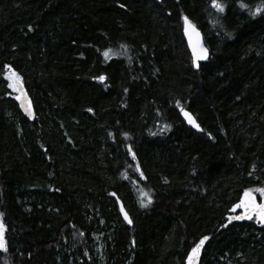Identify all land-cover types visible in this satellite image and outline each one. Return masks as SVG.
Wrapping results in <instances>:
<instances>
[{"label": "trees", "instance_id": "trees-1", "mask_svg": "<svg viewBox=\"0 0 264 264\" xmlns=\"http://www.w3.org/2000/svg\"><path fill=\"white\" fill-rule=\"evenodd\" d=\"M218 2L0 0V264H264V0Z\"/></svg>", "mask_w": 264, "mask_h": 264}, {"label": "water", "instance_id": "water-1", "mask_svg": "<svg viewBox=\"0 0 264 264\" xmlns=\"http://www.w3.org/2000/svg\"><path fill=\"white\" fill-rule=\"evenodd\" d=\"M184 17H186V16L183 15L181 17V20H182V30L181 31H182V35H183V38H184V41H185V45H186L187 51H188L189 56H190V61H191L192 68L195 71H197L199 66H200V64H202V63H204L205 61L208 60V58H209V49L204 44L203 36H202L200 30L192 22H191V25H193L195 27L196 32L199 33V36H197L195 33H193L191 27L188 28V34H186V31H185L186 25H185ZM189 36H191V43H190V40H189ZM191 45H196V47H197L198 58H197V61H196V66L193 65V51H192V46ZM201 47H203L204 49L207 50L206 55H203L202 57L199 56V50H200ZM8 78L10 80L11 86H12L13 91H14L13 100H14L19 112L29 122H32L35 119V111H34V108H33V105H32V100L29 97V95L27 94L23 83L17 77H15L13 74H9ZM184 112H187V113L190 114V112H188L187 110H183V112L180 111V117L183 120L184 124L187 127H189L190 129H192L194 132L200 133L201 129H200L199 126H196L198 124L195 121L194 117L190 114V118L195 121V125L193 123L189 122V117H186L184 115ZM111 195L115 199L116 207H117L120 219L123 221L124 224H126L127 226L130 227L132 225V221H131L130 216L126 212L121 200L115 194H111ZM125 215H127L128 219H125ZM230 220H232V217H230ZM129 221H131V223H129ZM197 257H198V254H195L194 257H193V261H196ZM194 264H195V262H194Z\"/></svg>", "mask_w": 264, "mask_h": 264}, {"label": "snow or ice", "instance_id": "snow-or-ice-1", "mask_svg": "<svg viewBox=\"0 0 264 264\" xmlns=\"http://www.w3.org/2000/svg\"><path fill=\"white\" fill-rule=\"evenodd\" d=\"M211 6L213 8H216L220 12L224 11L223 5L220 4L218 2V0H211ZM240 6L242 8L246 7V5H244L242 3ZM262 11H264V3L259 4L254 11L250 12V15H256L258 13H261ZM184 21H185V25H186V28H185L186 34H188V28L191 27L193 33H195L197 36H199V33L196 32L195 27L193 25H191V22L188 20L187 17H184ZM189 40L191 43V36H189ZM191 46H192V51H193V65L196 66V61L198 58L197 47H196V45H191ZM122 47H123V45H122ZM206 52H207V50L204 49L203 47H201L199 50V56L202 57L203 55H206ZM105 55H107V52L105 53ZM13 75H15V73H13ZM98 79L103 80L104 77L101 76V77H98ZM89 111H91V109H89ZM181 111L183 112V109H181ZM184 115L186 117H189V122L193 123L195 125V121L190 118L189 113L184 112ZM196 126H198V125H196ZM257 191H259L261 193V196H264V188L257 189ZM244 196L248 198L247 203H245L242 200L240 205H234L233 207L234 208L244 207L246 212H250L254 209L257 213V218L260 220L261 223H264V203L256 204L255 198L250 194V192L248 190L245 191ZM149 202H150V200H149ZM142 206H143V204H142ZM237 218H239V217H237ZM125 219H128L127 215H125ZM129 223H131V221H129ZM3 229H4V225L2 223H0V232H2ZM206 239H207V237H203L201 239V241L195 247L192 248V250L190 251L189 256L187 258L188 264H192L193 256L195 254H197L200 245L203 244V241ZM0 249H5V242H4L2 236H0Z\"/></svg>", "mask_w": 264, "mask_h": 264}, {"label": "rangeland", "instance_id": "rangeland-1", "mask_svg": "<svg viewBox=\"0 0 264 264\" xmlns=\"http://www.w3.org/2000/svg\"><path fill=\"white\" fill-rule=\"evenodd\" d=\"M250 192V194L255 198V203L256 204H259V202L257 201V196H256V194L253 192V191H249ZM247 197H245V196H243V198H242V200L245 202V203H247ZM241 200V201H242ZM240 204H241V202H240ZM255 210L253 209L252 211H250V212H246L245 211V208L244 207H239V209H238V213H240V214H245V215H247V216H253V214H255L256 212H254ZM94 239V241H98V237H94L93 238Z\"/></svg>", "mask_w": 264, "mask_h": 264}, {"label": "bare ground", "instance_id": "bare-ground-1", "mask_svg": "<svg viewBox=\"0 0 264 264\" xmlns=\"http://www.w3.org/2000/svg\"><path fill=\"white\" fill-rule=\"evenodd\" d=\"M180 30H182V20H181V27H180ZM181 36H182V39H183V41H184V38H183V35H182V31H181ZM184 44H185V41H184ZM186 46V45H185ZM187 49V48H186ZM112 194V193H111ZM197 254H198V256H199V249H198V252H197ZM194 257V256H193ZM197 259H198V257H197ZM197 259H196V261H197ZM196 261H193V259H192V264H194V262H195V264H196Z\"/></svg>", "mask_w": 264, "mask_h": 264}]
</instances>
